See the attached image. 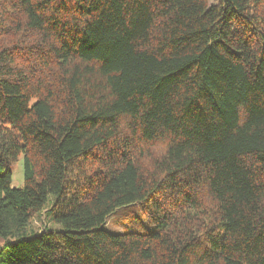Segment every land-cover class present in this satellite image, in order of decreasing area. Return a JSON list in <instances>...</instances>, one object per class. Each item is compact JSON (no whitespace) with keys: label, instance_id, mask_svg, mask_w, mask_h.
I'll use <instances>...</instances> for the list:
<instances>
[{"label":"trees","instance_id":"trees-1","mask_svg":"<svg viewBox=\"0 0 264 264\" xmlns=\"http://www.w3.org/2000/svg\"><path fill=\"white\" fill-rule=\"evenodd\" d=\"M128 204L141 230L108 231ZM0 239V264H264V0H0Z\"/></svg>","mask_w":264,"mask_h":264},{"label":"rangeland","instance_id":"rangeland-1","mask_svg":"<svg viewBox=\"0 0 264 264\" xmlns=\"http://www.w3.org/2000/svg\"><path fill=\"white\" fill-rule=\"evenodd\" d=\"M11 171V184L12 186H20L23 184V170H22V155L18 157L10 166ZM142 216L139 213V207L136 204H128L121 206L115 210L108 218L105 228L111 232L121 231H139L142 227ZM44 218L43 212L38 214L32 219V226L39 229L43 226ZM2 241L0 239V245Z\"/></svg>","mask_w":264,"mask_h":264}]
</instances>
